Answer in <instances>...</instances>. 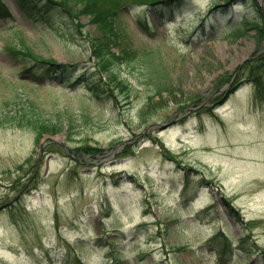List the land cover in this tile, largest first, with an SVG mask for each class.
<instances>
[{
  "label": "rangeland",
  "instance_id": "obj_1",
  "mask_svg": "<svg viewBox=\"0 0 264 264\" xmlns=\"http://www.w3.org/2000/svg\"><path fill=\"white\" fill-rule=\"evenodd\" d=\"M2 1L13 17L0 19V264H264V72L253 84L264 0L262 33L233 39L252 0H178L165 17L152 0H124L129 47L112 76L90 55L88 16L59 36ZM24 42L81 80L22 72ZM146 55L162 62L164 87ZM65 109L98 124L33 128Z\"/></svg>",
  "mask_w": 264,
  "mask_h": 264
},
{
  "label": "trees",
  "instance_id": "obj_2",
  "mask_svg": "<svg viewBox=\"0 0 264 264\" xmlns=\"http://www.w3.org/2000/svg\"><path fill=\"white\" fill-rule=\"evenodd\" d=\"M22 10V13L32 20L36 18L42 20L43 25L49 30H53L58 33L59 36L66 35V31L69 27H75V22L78 16H88L90 23L95 25L98 30V34L93 37H87V47L90 51V55L95 59V66L100 71L106 73V76H112L110 71L111 64L119 62L124 54L127 53V45L119 44V40L123 38L124 27L117 23L118 16L120 15L123 6L126 5L124 0H16ZM178 0H152L147 4L148 8L153 11L162 12L165 17L166 12L172 10ZM220 0H214L218 3ZM228 1V0H223ZM253 1L252 17L250 19H241L239 24L235 27L238 30L232 33V39L245 34L249 30H253L255 33L254 38L260 35L263 30V19L261 8L256 0ZM133 4V3H132ZM131 5V4H130ZM224 5V4H223ZM168 11H166V10ZM11 13L6 4L0 0V19H6L11 17ZM12 18V17H11ZM225 38H228L224 35ZM23 42V41H22ZM122 45L117 53L114 50V46ZM127 46V47H126ZM18 52L21 55H14L15 60H19L22 63L21 71L31 74L33 77L39 80H46L51 82L56 77H59L62 81L68 79L80 81L83 74L79 76H71L74 65L72 63H59L51 57H43L37 55L29 48V45L25 42L19 46ZM132 51V50H131ZM117 53V54H116ZM119 54V55H118ZM142 63L144 71L149 73L151 76H155L156 88L164 87L160 78L163 77L164 72L162 71V62L159 61L153 55H146L144 57H138ZM135 57L134 59H138ZM133 59V58H132ZM264 59V49L259 54L253 56V60ZM138 61V62H139ZM261 68V69H259ZM253 84L259 89L262 87L261 72H264V66L261 67L257 63L253 67ZM70 77V78H69ZM159 91V90H158ZM161 91V90H160ZM152 97H150V100ZM150 108L146 104V109L142 107L139 110V118L142 123L147 124L145 120L150 114L154 113V110H147ZM61 112H65V119H55L54 122H48L45 120H35L37 123L36 130L40 135L42 134H55L60 132L66 122L67 127L70 129L74 128V120L80 121V123L88 126H94L98 123V118L92 115L88 111H72L65 109ZM59 115L60 112H58ZM23 117V116H20ZM31 119V118H27ZM97 121V122H96ZM32 122V121H31ZM35 126V125H34ZM87 149L85 154L93 152ZM78 264H84L79 262Z\"/></svg>",
  "mask_w": 264,
  "mask_h": 264
},
{
  "label": "water",
  "instance_id": "obj_3",
  "mask_svg": "<svg viewBox=\"0 0 264 264\" xmlns=\"http://www.w3.org/2000/svg\"><path fill=\"white\" fill-rule=\"evenodd\" d=\"M167 124H169V123L155 124L154 126H156L157 129H161V128H164Z\"/></svg>",
  "mask_w": 264,
  "mask_h": 264
}]
</instances>
